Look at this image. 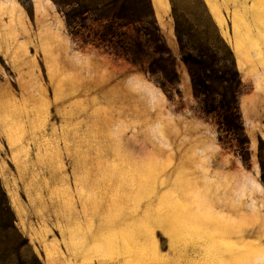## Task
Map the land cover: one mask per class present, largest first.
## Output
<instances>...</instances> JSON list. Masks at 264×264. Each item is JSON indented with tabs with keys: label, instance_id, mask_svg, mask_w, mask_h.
<instances>
[{
	"label": "rangeland",
	"instance_id": "374dc122",
	"mask_svg": "<svg viewBox=\"0 0 264 264\" xmlns=\"http://www.w3.org/2000/svg\"><path fill=\"white\" fill-rule=\"evenodd\" d=\"M66 1L0 0V264H264V0ZM123 9L136 63L170 50L165 91L121 56ZM173 11L190 57L216 54L209 110L233 55L245 156L193 95Z\"/></svg>",
	"mask_w": 264,
	"mask_h": 264
},
{
	"label": "trees",
	"instance_id": "16d2710c",
	"mask_svg": "<svg viewBox=\"0 0 264 264\" xmlns=\"http://www.w3.org/2000/svg\"><path fill=\"white\" fill-rule=\"evenodd\" d=\"M57 4L58 6L63 7L67 5V1L57 0ZM114 20L118 24L115 26H108L110 27L108 30H114L112 32H115L117 36L119 35L117 39L121 56L125 60L138 65L139 69L145 74H149L151 77H156L155 84L162 90L165 91L166 87L172 86L173 80L177 76L174 58L170 50L163 42L162 37L158 35L153 41H149V44H156V47H154V49H156V53L150 57L151 61L148 63L147 67H144L142 63H136V60L140 59L134 55V48L130 43L129 36L125 31H123V29L128 27V24L130 23L124 9L115 15ZM174 21L175 36L179 45L181 61L188 69L193 95L195 99L199 100L201 103L204 109L202 113L205 116L213 114L216 125L219 131L223 134L222 139H219V141L222 142V140H226L225 144H228L229 147L235 148L236 152L239 153L240 156H245L248 152V139L244 132L237 100L241 82L239 80L231 51L223 45L224 49H226L227 56L222 67V76L219 83L222 93H216L221 98V103L219 104V108L217 110H209L205 99L202 98L211 92V87L208 84H211L212 81L205 79L207 78V74L214 70L213 59H216V54L210 57L204 50L196 51L198 53V58H191L190 53L194 52V49H191V43L194 38V30L191 28L185 30L176 15H174ZM109 23L115 24L114 21ZM73 24L75 25V23ZM154 29L156 32H159L157 27ZM218 40L223 44L219 36ZM203 43L207 45L206 40H204ZM140 49L143 53H145V47L141 46ZM2 206L4 208L3 202Z\"/></svg>",
	"mask_w": 264,
	"mask_h": 264
}]
</instances>
